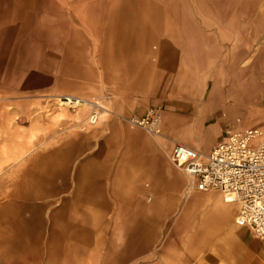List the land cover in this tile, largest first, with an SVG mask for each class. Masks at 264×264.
I'll return each instance as SVG.
<instances>
[{
  "label": "rangeland",
  "instance_id": "374dc122",
  "mask_svg": "<svg viewBox=\"0 0 264 264\" xmlns=\"http://www.w3.org/2000/svg\"><path fill=\"white\" fill-rule=\"evenodd\" d=\"M173 21L175 0H0V179L11 181L33 164L43 165L51 185L63 187L53 207L69 203L55 232L49 234L50 223L45 229L44 245L14 252L9 262L87 264L96 239L106 245L108 264H177L216 248L215 236L200 229L212 205L230 204L217 193L196 191L172 165L170 152L184 133L163 120L164 108H144L163 93L169 75L166 65L146 57L157 43L138 40L168 34ZM251 78L243 76L247 97ZM259 78L262 97L264 73ZM67 96L97 102L98 125H87V109L63 106ZM132 106L139 114L149 111L139 118L129 112ZM151 110L159 112L160 136L129 122L146 119ZM79 172L93 178L82 181ZM79 187L76 196L87 203H73ZM100 193L109 201H96ZM205 197L215 203L192 202ZM6 203L0 200V207ZM88 203L92 211L79 208ZM8 216L13 224V213ZM234 216L235 210L229 223Z\"/></svg>",
  "mask_w": 264,
  "mask_h": 264
},
{
  "label": "crops",
  "instance_id": "0c3cea01",
  "mask_svg": "<svg viewBox=\"0 0 264 264\" xmlns=\"http://www.w3.org/2000/svg\"><path fill=\"white\" fill-rule=\"evenodd\" d=\"M171 27L168 34H163L154 40L143 36L144 38L138 41L157 43L153 55L146 57L157 60V65L161 67L166 65L165 72L169 75L168 85L164 91L162 90L163 93L159 97H153L156 101L144 108L149 110L164 108L163 120L167 123L176 122V129L184 133L178 134V144L208 154L225 138L227 131H235L261 121L255 126L264 125V96L257 95L259 76L264 73L261 72V65L264 64L260 61L264 60V0H175V21ZM244 74L252 76L250 97L244 93L248 88L247 81L244 83ZM253 102L257 109L251 108L253 105L249 106ZM245 107L246 113H244ZM131 108L129 112L139 118H143L149 111L146 112L144 109V113L139 114L135 106ZM173 138L175 139V136ZM66 166L64 181L68 177L70 162ZM82 169L83 167L80 168V172ZM80 172L77 177L82 181H88L84 179L87 174L82 175ZM55 177L61 179L59 173ZM87 178L92 179L93 176ZM46 183L50 189L57 191L46 201L39 202L45 206L44 216L47 219L45 229L50 223L48 228L49 234L52 235L58 224L57 219L62 217L65 205L68 207L69 203L64 201L63 204L53 207L54 198L63 192V187L55 189L48 180V175ZM83 185H79L81 189L86 186ZM80 187L73 197L74 204L87 203L82 201L80 196H76L81 194ZM91 187L92 185L89 184L88 188ZM212 192L222 197L220 193ZM102 193L101 196L95 194L96 201L108 200V198H99L106 197ZM89 194L93 196L92 191ZM209 198L192 202L215 203ZM151 201L152 198L149 197L148 202ZM88 205L89 203L79 208L92 211ZM212 206L209 220L200 229V233L215 236L216 248L203 250L202 258H199L202 256L201 251H198L197 255L193 252L191 258L178 259L177 264H264V242L253 236L249 227L235 224L238 207L235 204ZM226 209L231 211L228 220L223 218ZM233 210H235L234 221L229 223ZM71 212L75 217L80 215L79 209ZM217 218L219 223L215 221L218 220ZM16 220L13 218L14 223ZM227 223L229 225H225ZM11 228L13 230V227ZM45 229L43 242H46ZM121 231L123 235H128L126 228H122ZM21 245L22 249L18 251L35 249L32 247L25 250V243L21 242ZM104 246L106 245H100L98 240H95L92 249L89 250L90 260L87 264H108L103 258V251H106ZM14 252L17 250L14 249ZM2 261L13 264V261L9 262L8 259L2 258ZM166 264H175V260L171 259Z\"/></svg>",
  "mask_w": 264,
  "mask_h": 264
},
{
  "label": "built area",
  "instance_id": "2783aa9c",
  "mask_svg": "<svg viewBox=\"0 0 264 264\" xmlns=\"http://www.w3.org/2000/svg\"><path fill=\"white\" fill-rule=\"evenodd\" d=\"M60 102L74 111L87 109V125H98L102 107L97 102L73 96L63 97ZM129 122L150 135L161 134L157 110H151L146 119ZM169 159L189 176L196 191H216L225 203L235 204V224L249 227L253 236L264 242V125L227 131L208 154L175 144Z\"/></svg>",
  "mask_w": 264,
  "mask_h": 264
},
{
  "label": "bare ground",
  "instance_id": "6f19581e",
  "mask_svg": "<svg viewBox=\"0 0 264 264\" xmlns=\"http://www.w3.org/2000/svg\"><path fill=\"white\" fill-rule=\"evenodd\" d=\"M46 181V168L38 164H33L11 181L0 179V200L7 201L0 208V264L3 262L2 258H13L14 249H22L21 242L25 243V250L32 247L37 250V246L43 245L42 236L47 219L44 216L45 206L39 202L46 201L57 193L49 188ZM10 213L17 219L13 226L9 221ZM230 213V209H226L223 218L228 220Z\"/></svg>",
  "mask_w": 264,
  "mask_h": 264
}]
</instances>
